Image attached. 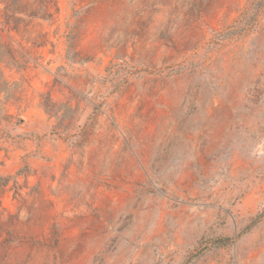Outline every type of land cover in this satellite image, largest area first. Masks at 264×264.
<instances>
[{"label":"rangeland","instance_id":"374dc122","mask_svg":"<svg viewBox=\"0 0 264 264\" xmlns=\"http://www.w3.org/2000/svg\"><path fill=\"white\" fill-rule=\"evenodd\" d=\"M8 4L0 264H264V0Z\"/></svg>","mask_w":264,"mask_h":264},{"label":"trees","instance_id":"16d2710c","mask_svg":"<svg viewBox=\"0 0 264 264\" xmlns=\"http://www.w3.org/2000/svg\"><path fill=\"white\" fill-rule=\"evenodd\" d=\"M1 1H4V0H0V2ZM4 10H3L4 11L3 15L5 17H4L3 21H0V25H1L0 30L6 28V26H9V19L11 17H13V13H15V12H23L24 13V12H26L28 10L27 11L28 12L27 15L29 17H50L51 16V13H49V11H48V7H46L45 9H41V8H38V9H33V8L26 9V7H19V5H14L10 9V5L8 4V5H6L4 7ZM0 11H2V10H0ZM8 11H11V12L7 13ZM15 19H17V18H15ZM7 54H8V49L5 46L4 47V53H2L0 55V61H5V58H6Z\"/></svg>","mask_w":264,"mask_h":264}]
</instances>
